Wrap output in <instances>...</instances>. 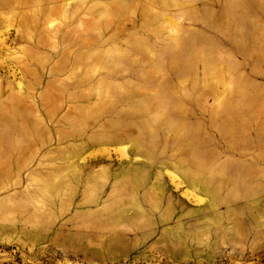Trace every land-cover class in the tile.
Masks as SVG:
<instances>
[{
    "label": "rangeland",
    "instance_id": "rangeland-1",
    "mask_svg": "<svg viewBox=\"0 0 264 264\" xmlns=\"http://www.w3.org/2000/svg\"><path fill=\"white\" fill-rule=\"evenodd\" d=\"M0 264H264V0H0Z\"/></svg>",
    "mask_w": 264,
    "mask_h": 264
}]
</instances>
